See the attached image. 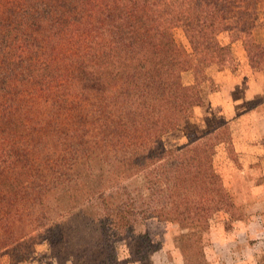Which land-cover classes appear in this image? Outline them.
<instances>
[{
	"label": "trees",
	"instance_id": "obj_1",
	"mask_svg": "<svg viewBox=\"0 0 264 264\" xmlns=\"http://www.w3.org/2000/svg\"><path fill=\"white\" fill-rule=\"evenodd\" d=\"M263 3L0 0V264L22 262L14 249L24 240L61 238L75 210L91 211L107 244L132 237L150 247L153 237L138 229L151 217L177 225L184 264H205L204 215L232 206L203 199L215 186L207 140L218 127L172 147L163 134L204 102V85L214 93L216 73L236 66L235 41L249 68L264 70V43L253 33ZM260 92L245 109L259 152L244 171L264 160ZM141 172L148 194L138 200L119 182Z\"/></svg>",
	"mask_w": 264,
	"mask_h": 264
},
{
	"label": "rangeland",
	"instance_id": "obj_2",
	"mask_svg": "<svg viewBox=\"0 0 264 264\" xmlns=\"http://www.w3.org/2000/svg\"><path fill=\"white\" fill-rule=\"evenodd\" d=\"M263 5V13L253 29L255 39L260 43H264ZM177 38L179 43L188 47L180 33ZM229 41L228 37H223V42ZM232 49L236 66L234 64L228 68L224 72L227 75L221 72V78L217 73L214 75V85H209L214 88V93H210L208 86L204 85V102L192 108L178 128L165 132L163 142L166 147H172L179 141L187 142L188 138L206 135V131L218 127L216 137L211 136L207 140H210L208 143L212 148L208 151L206 166L214 175L215 186H212L213 192L205 194L203 199L213 198L217 203L226 199L232 201V206L226 209L219 204L220 208H212L204 215L208 227L207 241L210 243L204 248L205 264H264V173L260 174L264 160L253 167L254 171L252 167L244 171L257 155L251 153V146L256 148V144H253L254 135L245 121V117H251V114H245V109L253 105V101L248 102L249 98L261 94L264 70L253 72L249 68L241 40L235 41ZM238 72L251 76L249 80L230 76ZM192 76L188 72L184 74V80L189 81ZM258 130L264 133V123ZM253 174H257V180ZM119 183L126 186L125 190L138 200L148 194L143 172L126 177ZM154 198L158 199L159 195ZM90 214L91 211L84 213L75 210L66 218L62 223V237L58 239L61 242L54 241L49 235H37L19 243L14 252L19 250L27 257L18 264H108L106 246L112 241L106 243L100 234L98 222L93 221ZM138 230L149 232L154 244H149L150 247L136 245V239L132 237L115 240L111 243L115 246L112 251L116 252H110L111 264H184L182 246L174 239L178 234L177 225L151 217ZM162 238L166 240L160 245ZM28 247H31L30 252ZM147 250L149 253L144 260L142 257ZM3 261L4 264L11 263L12 257Z\"/></svg>",
	"mask_w": 264,
	"mask_h": 264
},
{
	"label": "crops",
	"instance_id": "obj_3",
	"mask_svg": "<svg viewBox=\"0 0 264 264\" xmlns=\"http://www.w3.org/2000/svg\"><path fill=\"white\" fill-rule=\"evenodd\" d=\"M253 144L255 145L254 142H253ZM255 146H256L257 149L255 147L253 148V146H251L252 147V152L251 153L254 154V155L258 154V152H259V149H258L257 145H255Z\"/></svg>",
	"mask_w": 264,
	"mask_h": 264
}]
</instances>
